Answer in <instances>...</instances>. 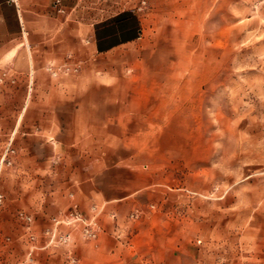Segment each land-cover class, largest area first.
<instances>
[{
    "label": "rangeland",
    "instance_id": "obj_1",
    "mask_svg": "<svg viewBox=\"0 0 264 264\" xmlns=\"http://www.w3.org/2000/svg\"><path fill=\"white\" fill-rule=\"evenodd\" d=\"M61 1L90 22L135 14L141 34L45 66L88 78L99 149L51 162L50 207L3 148L0 264H264V0Z\"/></svg>",
    "mask_w": 264,
    "mask_h": 264
},
{
    "label": "crops",
    "instance_id": "obj_2",
    "mask_svg": "<svg viewBox=\"0 0 264 264\" xmlns=\"http://www.w3.org/2000/svg\"><path fill=\"white\" fill-rule=\"evenodd\" d=\"M53 2L0 0V77L6 74L0 83V154L12 140L17 149L14 160L33 162L28 168L31 191L48 193L50 207L57 189L51 162L80 160L97 153L99 146L85 137L88 78L82 73L57 79L45 66L78 59L85 63L90 54L108 53L141 34L140 20L130 12L90 22L83 14L75 19L58 15ZM75 98L82 99L80 107L74 105ZM1 162L2 187L8 192L10 176ZM98 253L103 257V251Z\"/></svg>",
    "mask_w": 264,
    "mask_h": 264
},
{
    "label": "built area",
    "instance_id": "obj_3",
    "mask_svg": "<svg viewBox=\"0 0 264 264\" xmlns=\"http://www.w3.org/2000/svg\"><path fill=\"white\" fill-rule=\"evenodd\" d=\"M53 5L58 11H60V12L64 11V8L62 7V1L61 0H55ZM3 198H4L3 194L0 193V204L3 202ZM22 216L26 217L27 219H30L28 216H25L23 214H22Z\"/></svg>",
    "mask_w": 264,
    "mask_h": 264
}]
</instances>
